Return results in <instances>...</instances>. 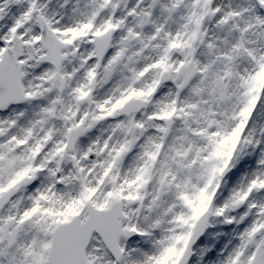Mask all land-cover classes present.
I'll return each mask as SVG.
<instances>
[{
    "label": "snow or ice",
    "instance_id": "1",
    "mask_svg": "<svg viewBox=\"0 0 264 264\" xmlns=\"http://www.w3.org/2000/svg\"><path fill=\"white\" fill-rule=\"evenodd\" d=\"M0 264H264V0H0Z\"/></svg>",
    "mask_w": 264,
    "mask_h": 264
}]
</instances>
